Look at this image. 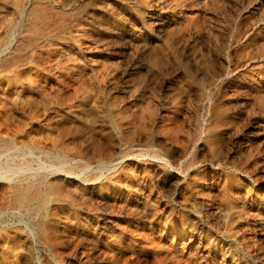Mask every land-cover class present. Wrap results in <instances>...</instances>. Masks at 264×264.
Masks as SVG:
<instances>
[{"label":"rangeland","instance_id":"rangeland-1","mask_svg":"<svg viewBox=\"0 0 264 264\" xmlns=\"http://www.w3.org/2000/svg\"><path fill=\"white\" fill-rule=\"evenodd\" d=\"M0 150V264H264V0H0Z\"/></svg>","mask_w":264,"mask_h":264},{"label":"bare ground","instance_id":"bare-ground-1","mask_svg":"<svg viewBox=\"0 0 264 264\" xmlns=\"http://www.w3.org/2000/svg\"><path fill=\"white\" fill-rule=\"evenodd\" d=\"M44 157L46 160H50L51 162H53L54 165L48 167L44 165L43 167L37 168V170H31L27 167L28 163L22 161L19 165V169L21 170L20 173H14L15 166L13 164L7 163L3 166V164H1L0 162V180L10 189L9 194L6 191H3L4 189L1 191V193H5L4 195H6V193L9 195V200L6 204H3L4 202L0 203V208H5L7 210L10 209L18 213L23 212L28 216H39L41 212L43 213V211L46 213L45 217L49 215L47 208L51 205V200L47 196L45 189L47 177L55 175L57 173H61L67 178H74H71V174L69 171L70 167H68L69 164L65 156L61 154L53 155L51 153L44 152ZM157 161L161 163L163 168L170 167L169 161L165 158L157 159ZM120 164L121 162H114V164H98L97 166H95V170L115 171L119 168ZM86 167L87 169L89 168V166ZM5 168L7 170H4ZM86 182H88V180H85V183ZM40 235H42L43 237L47 235L44 225L40 228Z\"/></svg>","mask_w":264,"mask_h":264}]
</instances>
